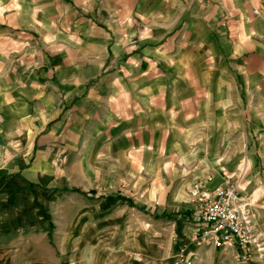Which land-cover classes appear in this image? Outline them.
I'll list each match as a JSON object with an SVG mask.
<instances>
[{"label":"crops","instance_id":"obj_1","mask_svg":"<svg viewBox=\"0 0 264 264\" xmlns=\"http://www.w3.org/2000/svg\"><path fill=\"white\" fill-rule=\"evenodd\" d=\"M46 128L142 164L169 181L158 195L178 183L177 202L195 182L219 186L217 148L243 142L240 184L258 253L243 261L235 248L196 246L190 208L172 211L164 200L153 218L180 226L160 260L184 249L192 264H264V0H0V135L34 133V149Z\"/></svg>","mask_w":264,"mask_h":264},{"label":"rangeland","instance_id":"obj_2","mask_svg":"<svg viewBox=\"0 0 264 264\" xmlns=\"http://www.w3.org/2000/svg\"><path fill=\"white\" fill-rule=\"evenodd\" d=\"M33 134L0 135V176L20 174L0 180V264H160L163 249L175 248L180 225L153 216L162 213L165 202L172 211L186 206L193 215L191 196L173 200L178 183L170 195H158L169 181L155 180L142 164L117 161L99 147L72 145L50 128L36 133L33 149L26 146V136ZM242 135L227 133L233 141ZM240 144L217 148L219 171L234 177L248 165L250 149ZM26 181L95 194L85 199L30 190Z\"/></svg>","mask_w":264,"mask_h":264},{"label":"built area","instance_id":"obj_3","mask_svg":"<svg viewBox=\"0 0 264 264\" xmlns=\"http://www.w3.org/2000/svg\"><path fill=\"white\" fill-rule=\"evenodd\" d=\"M253 14L260 13L253 11ZM222 173V183L212 190L207 187L210 179L206 183L195 182L191 186L193 216L197 223L191 240L198 247L235 248L241 258H249L253 249L260 246V234L250 198L245 197L241 189L244 171L241 169L234 177L223 170ZM193 259L194 255L180 249L160 264H192Z\"/></svg>","mask_w":264,"mask_h":264},{"label":"trees","instance_id":"obj_4","mask_svg":"<svg viewBox=\"0 0 264 264\" xmlns=\"http://www.w3.org/2000/svg\"><path fill=\"white\" fill-rule=\"evenodd\" d=\"M76 192H78V191H76ZM128 203H130V200L128 199V201H127Z\"/></svg>","mask_w":264,"mask_h":264}]
</instances>
